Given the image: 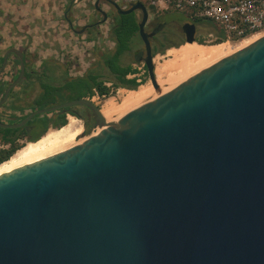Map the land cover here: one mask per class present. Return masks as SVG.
Instances as JSON below:
<instances>
[{
    "label": "water",
    "instance_id": "water-1",
    "mask_svg": "<svg viewBox=\"0 0 264 264\" xmlns=\"http://www.w3.org/2000/svg\"><path fill=\"white\" fill-rule=\"evenodd\" d=\"M105 1L141 12L144 65L158 89L146 5ZM182 31L196 41L195 23ZM10 52L20 71L0 106L25 72L17 48L0 70ZM75 105L91 110L99 132L0 174V264H264V34L114 122L82 97L0 128Z\"/></svg>",
    "mask_w": 264,
    "mask_h": 264
},
{
    "label": "rangeland",
    "instance_id": "rangeland-1",
    "mask_svg": "<svg viewBox=\"0 0 264 264\" xmlns=\"http://www.w3.org/2000/svg\"><path fill=\"white\" fill-rule=\"evenodd\" d=\"M115 1L121 7L126 8L137 0ZM139 1L143 2L148 9V21L145 25V31L150 32L153 24H160L157 34L150 38V42L152 53H155L153 55L154 68H161V66L170 61L171 53L169 50L174 51L175 48L185 43L181 27L184 22L190 20L186 13L180 10L152 6L147 0ZM70 2L71 0H0V33L2 34V38L0 39V56L7 47L19 48L24 51L28 64L27 69L30 70L28 81L31 84L28 86L26 93L20 95L25 96L27 101H31L41 92V81L58 84L63 79H70L92 70L101 73V77L105 80L106 85L111 88V94L104 96L99 95L95 91L93 95L86 98L92 100L99 108L106 101L119 104L124 92L128 88L116 87L114 89L111 83L112 75L108 72L107 68L101 69V65H103L101 62L102 54L114 48V43L109 36V29L115 8L105 0H100L99 5L107 13L108 18L102 23L94 24V27L91 26L90 30L85 29L82 33H76L70 28L64 18L67 7H70L67 11V17L71 20L73 29L76 30H79L85 24L99 21L102 15L94 8L95 0H74L72 3ZM134 12L140 20L141 12L139 10H135ZM212 24L211 21H206L203 23L206 26L196 25V40L203 39L205 43L214 42L216 32L211 29L213 27ZM263 34L264 32H262ZM249 37L251 35L244 39ZM244 39H225L224 41H227V46L233 52V49ZM136 52L140 53L141 60L138 63H133V67L137 69V72L128 75V77L135 76L137 82L143 83L146 81L151 84L143 60L145 56L144 44L138 33L132 38L130 50L121 55L120 62L126 64L133 61ZM43 62L50 71L49 74L44 76L38 72L42 68ZM18 69L17 59L11 54L5 67L0 71V81L2 83L10 82L18 72ZM155 77L156 79L159 78H157L156 73ZM160 78L166 79V74L163 72ZM15 89L18 90V93L21 90L18 85L15 86ZM136 106L139 105H133L132 109ZM31 109L30 106H27L22 111H11L6 107H0V121L8 123L16 122L15 117H20L22 114L27 115L32 111ZM71 109L81 114V118L70 113L65 115L66 123L68 116H73L81 123L82 131L78 140L98 130L93 123V119H86L88 109L80 105L72 106ZM51 114L52 111L38 115L51 116ZM121 114L119 112L118 114L113 113L111 115L112 118L108 122H114L121 118V116H124ZM85 121L91 124L88 131H86ZM62 126L57 128L50 126L39 138H42L47 133L57 131ZM82 133L85 134L83 135ZM19 142L22 144V147L29 140H25L24 138Z\"/></svg>",
    "mask_w": 264,
    "mask_h": 264
},
{
    "label": "trees",
    "instance_id": "trees-1",
    "mask_svg": "<svg viewBox=\"0 0 264 264\" xmlns=\"http://www.w3.org/2000/svg\"><path fill=\"white\" fill-rule=\"evenodd\" d=\"M206 21L209 22V20L205 19L192 20V22L198 26H206L203 25ZM138 22L139 19L137 18L135 12L127 14H120L116 10L113 12L109 36L114 43V48L113 50L102 54L101 62L103 65H101V69L104 67L107 68L108 72L112 75L111 83L113 84L114 89L116 87L132 89L137 87L139 84L135 76L128 77V75L137 72V69L133 67V63L140 62V53L136 52L133 61L129 63L122 64L120 62L121 55L130 50L132 38L136 33H138ZM212 26L213 27H211V29L216 32L215 40L212 43L224 41L226 38L220 28L215 23H213ZM90 27H87L86 29L90 30ZM196 41L199 43H205L203 39H197ZM152 54L154 55L155 53L153 52ZM1 62L2 57H0V64ZM24 63L25 67H28L25 57ZM44 67L46 66L43 62L42 68L44 69ZM29 77L30 73L26 72L24 79L21 84H19V87L21 88L19 93L15 88L11 89L9 91V99L0 107H6L11 111H22L25 107L30 106L32 108L31 110H34L37 108L52 106L71 99L91 96L95 91L99 95L104 96H109L111 94V88L106 85L105 80L101 77V73L89 70L85 74L78 75L70 79H63L61 83L58 84L41 81V92L38 93L31 101H27L25 96H21L20 94H25L28 86L31 84V82L28 81ZM7 84L8 82L2 83V81H0V98L2 97ZM60 109H66L65 111H67V113L80 117L76 111L71 110L70 108ZM54 113L55 111H52L51 116L36 115L27 122L26 125L35 124L41 127L39 133L32 137L26 136L27 130L25 125L19 128H0V163L7 160L17 149L21 147L22 144L19 142L21 139L25 138V140L31 141L36 140L43 135L50 126L57 128L66 123V113H63L60 116V119L53 120L52 115ZM25 116L26 114H22L20 117H15V121H19ZM90 125V122H86V131H88Z\"/></svg>",
    "mask_w": 264,
    "mask_h": 264
},
{
    "label": "bare ground",
    "instance_id": "bare-ground-1",
    "mask_svg": "<svg viewBox=\"0 0 264 264\" xmlns=\"http://www.w3.org/2000/svg\"><path fill=\"white\" fill-rule=\"evenodd\" d=\"M261 36L262 33H259L242 40V42L235 49H233V52L246 46ZM169 51L171 53L170 61L161 66V68H155L157 78L159 77L157 79L159 88L154 89L149 82L145 81L143 83H139L137 87L132 89L129 88L126 92H124L119 104L106 101L100 109L107 121H110L109 119L112 118L111 115L113 113L118 114L119 112V114H127L126 112L130 111L133 105H141L153 98H156L160 94L178 85L186 78L196 74L206 66L232 52L227 46V41L216 43L186 42L175 48L174 51ZM162 71L166 74V79L160 78L163 73ZM80 124L81 123H79L76 118L68 116L67 123L57 131L47 133L42 138H39L38 140L36 139L34 142L29 140L27 144L16 150L7 160L0 163V174L56 154L59 151L70 148L71 146H74L86 139L87 136L78 140L82 131ZM105 128L106 127H102L101 130ZM99 131L100 129L95 130L92 134Z\"/></svg>",
    "mask_w": 264,
    "mask_h": 264
},
{
    "label": "built area",
    "instance_id": "built-area-1",
    "mask_svg": "<svg viewBox=\"0 0 264 264\" xmlns=\"http://www.w3.org/2000/svg\"><path fill=\"white\" fill-rule=\"evenodd\" d=\"M152 6L185 12L188 19L215 23L226 40L264 32V0H147Z\"/></svg>",
    "mask_w": 264,
    "mask_h": 264
},
{
    "label": "flooded vegetation",
    "instance_id": "flooded-vegetation-1",
    "mask_svg": "<svg viewBox=\"0 0 264 264\" xmlns=\"http://www.w3.org/2000/svg\"><path fill=\"white\" fill-rule=\"evenodd\" d=\"M99 12V11H98ZM100 13V12H99ZM67 14V13H66ZM101 14V13H100ZM102 15V14H101ZM64 18H65V13H64ZM66 20V19H65ZM97 22V23H96ZM96 22H92V23H89V24H99L98 22L99 21H96ZM68 23V22H67ZM88 24V25H89ZM92 25H90V26H92ZM90 26H87V27H90ZM86 27V28H87ZM159 27H160V24L159 23H156V24H153L152 25V28H151V31L150 32H147V33H149L150 34V38L151 37H153L155 34H157V32H158V30H159ZM71 28V27H70ZM182 28V27H181ZM72 30H73V28H71ZM2 32V31H1ZM184 34V33H183ZM2 38V34L0 33V39ZM10 48H14V47H7L5 50H4V52H3V54L0 56V57H2V60H3V56H4V53L6 52V50H8V49H10ZM17 49H19V48H17ZM19 50H21L22 51V53H23V59H24V57H25V54H24V51L22 50V49H19ZM13 55L14 57H16V59H17V63H18V65H19V61H18V56L15 54V53H13V52H10L9 54H8V56H7V60L9 59V57H10V55ZM2 63V62H1ZM6 63H7V61H6ZM6 65V64H5ZM0 66H1V64H0ZM5 67V66H4ZM3 67V68H4ZM2 68V69H3ZM146 68V67H145ZM1 69V70H2ZM0 70V71H1ZM19 71H20V66H19V69H18V72L15 74V76H14V78H12V80L10 81V82H12L16 77H17V75L19 74ZM26 72H29L30 73V70H28L27 69V67H25V72H24V75H23V77L21 78V80H20V82L17 84L18 86H19V84H21V82H22V80L24 79V77H25V74H26ZM38 72H40L43 76L44 75H46V74H49V69L48 68H46V67H44V69L43 68H41V69H39L38 70ZM10 82H8V84L10 83ZM7 84V85H8ZM7 85L5 86V88L7 87ZM16 85V86H17ZM15 88V87H14ZM13 89V88H12ZM5 90V89H4ZM9 99V93H8V97H7V99H6V101L5 102H7V100ZM72 107V106H71ZM71 107H67V108H70L71 109ZM86 109H88V114H87V117H86V119L88 120V119H93V115H92V113H91V110L89 109V108H87V107H85ZM66 109H58V110H55V113L52 115V117H53V120H58V119H60V116L63 114V113H66L67 114V111H65ZM72 110V109H71ZM75 111V110H74ZM77 112V111H76ZM77 114L80 116L79 118H81V114L79 113V112H77ZM86 122V121H85ZM93 123H94V120H93ZM25 127H26V130H27V134H26V136L27 137H32V136H35L37 133H39V131L41 130V127L40 126H38V125H35V124H30V125H25Z\"/></svg>",
    "mask_w": 264,
    "mask_h": 264
}]
</instances>
